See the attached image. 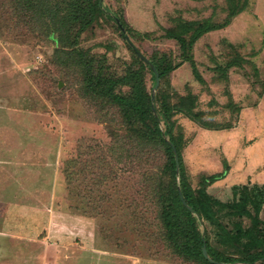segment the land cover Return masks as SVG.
I'll list each match as a JSON object with an SVG mask.
<instances>
[{"label": "rangeland", "instance_id": "1", "mask_svg": "<svg viewBox=\"0 0 264 264\" xmlns=\"http://www.w3.org/2000/svg\"><path fill=\"white\" fill-rule=\"evenodd\" d=\"M21 3L0 0V264H197L173 250L160 216V195L173 184L163 143L124 117L95 84L100 78L127 96L139 77L156 109L166 99L196 113L190 119L174 108L169 117L190 186L225 160L226 176L206 192L226 202L245 187L264 221V0H247L184 53L165 32L223 22L228 0H101L117 20L96 12L83 29L76 22L48 33L47 19ZM136 51L154 66H177L154 89ZM225 124L231 128L213 129ZM218 220L232 230L250 225L225 212ZM197 224L216 250L243 255L216 225Z\"/></svg>", "mask_w": 264, "mask_h": 264}, {"label": "trees", "instance_id": "2", "mask_svg": "<svg viewBox=\"0 0 264 264\" xmlns=\"http://www.w3.org/2000/svg\"><path fill=\"white\" fill-rule=\"evenodd\" d=\"M82 1L86 4H81L80 0H22L20 10H32L34 15L45 17V19H47L45 23L47 33L49 32L48 30L52 29L59 31L60 28L76 22L80 24V29H83L92 22L96 12L105 11L107 17L117 20V16L102 7L100 0ZM228 1L229 11L223 22L217 24L210 23L209 21L199 22L192 30H189V26H184L181 31L173 29L167 30L165 36L175 39L179 43L183 53L188 51L192 44L203 34L229 24L233 16L244 10L247 2V0ZM185 57H187V55ZM187 59L190 62L194 78L202 82L195 61L191 57H187ZM176 66L177 65L173 66L167 63L162 67L155 66V68L158 72V76L161 77L169 73ZM149 69L155 83V74L150 66ZM133 80L134 83L127 96L113 92L116 82L112 79L100 78L96 80L95 84L101 86L103 95L110 98L111 102L115 103L120 108L127 120L131 121L134 118L139 120L147 130L146 134L148 135L146 136L148 138L159 139L165 147L167 167L170 171L173 184L167 186L166 193L160 195V201L163 203L160 216L173 250L177 254L197 264H213L211 262L213 260L226 263L238 261L253 263L259 259H264V231L262 230L264 221H261L259 218L261 204L257 199V195L249 193L244 187V189L239 192V197L236 198L237 189L234 187L233 198L225 202L213 198L206 192V186L226 176L229 167L225 160L223 169L220 172L202 175L201 186L197 189H193L187 180L179 142L171 135L169 117H171L172 109L174 108L180 110V112L190 117V119L198 118V115L196 113H191L190 108L184 109L181 106V102L176 105H171L166 99L161 101L162 109H156L155 104L151 101L150 95L142 85L140 78L133 77ZM87 81L89 87L93 88L95 86L94 83L90 81V78H87ZM188 99V104L192 105L194 97H189ZM147 118L151 120V124L147 123ZM161 119L165 125L164 130L159 126ZM201 125L205 128H210L208 123L202 122ZM230 128L231 125L225 124L214 127L213 129L220 130ZM164 135L168 136L167 140L164 139ZM171 144L174 145L176 149L178 167H176V160ZM176 175H178V178ZM177 181L181 190L177 187ZM248 204L252 205V211L247 207ZM188 206L191 207V210ZM221 212L239 217H247L250 221V225L244 228L238 223V225L233 227V230L226 228L225 225L218 220V213ZM200 219L216 225L218 227V234L224 238V242L227 241L238 250L244 249L243 255L234 257L212 247L206 237L202 235L198 229L197 223ZM240 238L247 239L243 246L239 245ZM203 245H205L208 258H205L202 253Z\"/></svg>", "mask_w": 264, "mask_h": 264}, {"label": "water", "instance_id": "3", "mask_svg": "<svg viewBox=\"0 0 264 264\" xmlns=\"http://www.w3.org/2000/svg\"><path fill=\"white\" fill-rule=\"evenodd\" d=\"M100 3H101V0H100ZM136 53L151 67V69L153 70L154 74H155V84H154V89L157 87L158 85V72L155 68V66L146 58L144 57L140 52L136 51ZM151 101L153 102V95H151ZM171 147L173 149V152H174V156H175V160H176V167H178V157H177V154H176V149L174 147V145L171 144ZM182 197V196H181ZM188 208L191 210V207L188 206ZM202 253L204 255L205 258H208V254H207V251H206V248H205V245L202 246Z\"/></svg>", "mask_w": 264, "mask_h": 264}]
</instances>
